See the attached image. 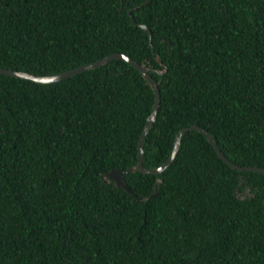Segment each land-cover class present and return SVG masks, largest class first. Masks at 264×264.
Listing matches in <instances>:
<instances>
[{
  "label": "trees",
  "instance_id": "16d2710c",
  "mask_svg": "<svg viewBox=\"0 0 264 264\" xmlns=\"http://www.w3.org/2000/svg\"><path fill=\"white\" fill-rule=\"evenodd\" d=\"M114 52L158 88L142 167L197 126L264 169V0H0L2 68L56 75ZM152 101L120 59L50 83L0 74V264H264V175L194 130L161 173L137 171ZM130 167L134 196L103 177Z\"/></svg>",
  "mask_w": 264,
  "mask_h": 264
},
{
  "label": "water",
  "instance_id": "95a60500",
  "mask_svg": "<svg viewBox=\"0 0 264 264\" xmlns=\"http://www.w3.org/2000/svg\"><path fill=\"white\" fill-rule=\"evenodd\" d=\"M129 12H128V14H129ZM139 26L142 29H144L148 33V36L150 37L149 30L144 25H139ZM113 59L123 60L126 63H128L130 66H132L135 70H137L138 73L147 82V84L149 85L150 89L153 92V101H152V105H151V108H150V112L147 115L145 124H144V126H143V128H142V130H141V132H140V134L138 136V141H137V161H136V169H137V171H139L140 173L153 174V175L161 173L166 167L169 166V164L173 160V158H174V156H175V154L177 152V149H178L179 139H180L181 135L183 133L187 132V131L194 130V131L199 132L201 135H203L205 137L207 142L213 148V150H214L215 154L217 155V157L220 158L231 169H235L237 171L256 172V173H260V174L264 175V169L263 168H259V167H255V166H238V165H235V164L231 163L230 161H228L222 155V153L217 149L214 141L210 138L208 133L204 129H202L200 127H197V126L182 127L176 132V134L174 136L173 146L171 148V151H170L169 155L167 156L166 160L162 164H160L157 167L149 168V169H146V168L142 167V165H141L142 141H143L144 135L147 133V131L149 130V128L152 125V122L154 120V116H155L156 109H157L158 102H159V93H158V88L156 86L155 81L148 74L147 68L143 67L141 64L135 63L132 59L128 58L127 56H125V55H123L121 53H116V52L110 53V54H108V55H106V56H104L102 58H99V59H97L95 61H92V62L83 64V65L77 66V67L72 68V69L65 70V71H63L61 73H58L56 75H34V74L27 73V72H24V71H14V70L2 68V67H0V74L6 75V76H10V77L30 80V81H33V82H36V83H50V82H55V81H59V80L65 79V78L70 77V76H72L74 74L80 73L81 71H85V70H89V69H92V68H95V67H99V66L104 65V64H106L107 62H109L110 60H113ZM155 61L158 64H160V62L157 59H155ZM133 170H134L133 167L127 168L125 170L111 169L108 172L104 173L103 177H104V179L113 181L114 186L120 187L124 191H126L127 193H129L132 196H134L132 194V192L128 189L126 184L123 182L122 177H121L123 173L131 172ZM135 198L136 199H140V198H137V197H135Z\"/></svg>",
  "mask_w": 264,
  "mask_h": 264
},
{
  "label": "rangeland",
  "instance_id": "374dc122",
  "mask_svg": "<svg viewBox=\"0 0 264 264\" xmlns=\"http://www.w3.org/2000/svg\"><path fill=\"white\" fill-rule=\"evenodd\" d=\"M248 194V191L246 190V191H243L242 193H239V196H245V195H247Z\"/></svg>",
  "mask_w": 264,
  "mask_h": 264
}]
</instances>
